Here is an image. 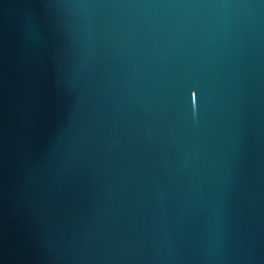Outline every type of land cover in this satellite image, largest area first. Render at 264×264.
<instances>
[{
  "label": "water",
  "instance_id": "obj_1",
  "mask_svg": "<svg viewBox=\"0 0 264 264\" xmlns=\"http://www.w3.org/2000/svg\"><path fill=\"white\" fill-rule=\"evenodd\" d=\"M0 264H264V0H0Z\"/></svg>",
  "mask_w": 264,
  "mask_h": 264
}]
</instances>
